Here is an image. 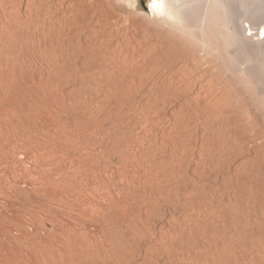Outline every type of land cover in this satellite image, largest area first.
Here are the masks:
<instances>
[{
    "label": "bare ground",
    "instance_id": "6f19581e",
    "mask_svg": "<svg viewBox=\"0 0 264 264\" xmlns=\"http://www.w3.org/2000/svg\"><path fill=\"white\" fill-rule=\"evenodd\" d=\"M257 1L0 0V264H264Z\"/></svg>",
    "mask_w": 264,
    "mask_h": 264
},
{
    "label": "rangeland",
    "instance_id": "374dc122",
    "mask_svg": "<svg viewBox=\"0 0 264 264\" xmlns=\"http://www.w3.org/2000/svg\"><path fill=\"white\" fill-rule=\"evenodd\" d=\"M138 1H139L140 5L142 6V8L145 11H149V9H150L149 4H148L149 0H138ZM257 2H256L257 4H255L254 8L252 7V10L253 9L254 10L256 9V10H258V12H260V13H258L257 16H255L253 18L254 21L257 20V22H258V20H261V19H262L261 21L264 20V0H262V2H261V0L260 1H257ZM262 15H263V17H262ZM251 101L253 102L252 99H251Z\"/></svg>",
    "mask_w": 264,
    "mask_h": 264
},
{
    "label": "snow or ice",
    "instance_id": "6c2138e0",
    "mask_svg": "<svg viewBox=\"0 0 264 264\" xmlns=\"http://www.w3.org/2000/svg\"><path fill=\"white\" fill-rule=\"evenodd\" d=\"M154 7H155V5H154Z\"/></svg>",
    "mask_w": 264,
    "mask_h": 264
}]
</instances>
